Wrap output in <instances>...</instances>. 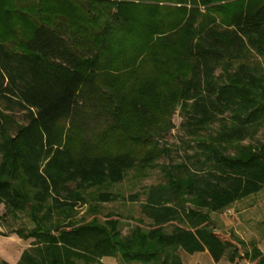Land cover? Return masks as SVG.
I'll return each mask as SVG.
<instances>
[{
    "label": "trees",
    "instance_id": "16d2710c",
    "mask_svg": "<svg viewBox=\"0 0 264 264\" xmlns=\"http://www.w3.org/2000/svg\"><path fill=\"white\" fill-rule=\"evenodd\" d=\"M79 98L111 115L96 142L64 132ZM178 110L192 153L130 195L123 233L103 205L170 156ZM263 130L264 0H0V209L32 224L11 230L31 240L17 264H264L212 218L264 188Z\"/></svg>",
    "mask_w": 264,
    "mask_h": 264
},
{
    "label": "rangeland",
    "instance_id": "374dc122",
    "mask_svg": "<svg viewBox=\"0 0 264 264\" xmlns=\"http://www.w3.org/2000/svg\"><path fill=\"white\" fill-rule=\"evenodd\" d=\"M87 107L83 106L82 99L79 98L75 105L74 113L70 119H66L64 132L66 133L69 123H75L81 126L86 140L96 142L95 137L101 136L112 123L111 115L101 109L94 112H87ZM15 120L24 124V114L14 112ZM174 128L164 136L163 141L171 148L170 156H163L156 161L155 166L148 168L142 174L136 171L128 173L126 178L119 184L112 187L113 191L124 194L127 199L120 202L105 203L103 212L99 215L101 220L105 219L108 212L115 211L122 214V231H129L132 222L128 219L130 216L140 215V206L137 202L130 201V195L142 192L152 185L164 184L165 174L163 167L173 166L184 162L187 154L192 150L188 149V138L183 135L180 128L182 116L178 110L172 117ZM63 132V133H64ZM264 132V130H263ZM65 136V135H64ZM264 138V133L260 135ZM94 139V140H91ZM190 143L189 145H192ZM144 200V197L141 198ZM3 207L0 209V264H17L22 252L29 247L31 240L20 239L11 230L18 227H31L32 224L24 215L18 217H3ZM212 218L215 228L223 238L230 239L229 234L234 233L246 243L254 242L262 252H264V188L257 194L247 197L233 204L230 208L220 213H213ZM240 248V247H239ZM182 258L186 264H231L226 258L219 262H214L207 252L189 255L182 252ZM78 264H83L79 262ZM102 264H114L111 259H104ZM240 264H254L243 259Z\"/></svg>",
    "mask_w": 264,
    "mask_h": 264
},
{
    "label": "crops",
    "instance_id": "0c3cea01",
    "mask_svg": "<svg viewBox=\"0 0 264 264\" xmlns=\"http://www.w3.org/2000/svg\"><path fill=\"white\" fill-rule=\"evenodd\" d=\"M104 259H111V261H114V264H118L117 260L115 258H111V257H105L102 259V261H104Z\"/></svg>",
    "mask_w": 264,
    "mask_h": 264
}]
</instances>
